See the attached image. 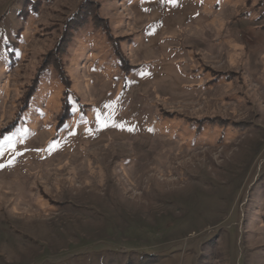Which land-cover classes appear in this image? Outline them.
<instances>
[{
	"label": "rangeland",
	"instance_id": "obj_1",
	"mask_svg": "<svg viewBox=\"0 0 264 264\" xmlns=\"http://www.w3.org/2000/svg\"><path fill=\"white\" fill-rule=\"evenodd\" d=\"M0 151V264H264V0H0Z\"/></svg>",
	"mask_w": 264,
	"mask_h": 264
},
{
	"label": "snow or ice",
	"instance_id": "obj_2",
	"mask_svg": "<svg viewBox=\"0 0 264 264\" xmlns=\"http://www.w3.org/2000/svg\"><path fill=\"white\" fill-rule=\"evenodd\" d=\"M169 2H174V0H169ZM97 122L98 124L100 123V120H99V117L97 118ZM8 140V138H6V141ZM50 147H55L54 145L53 146H50ZM0 155H3V151H0ZM11 163V161H9V164ZM4 165H0V168H3Z\"/></svg>",
	"mask_w": 264,
	"mask_h": 264
}]
</instances>
